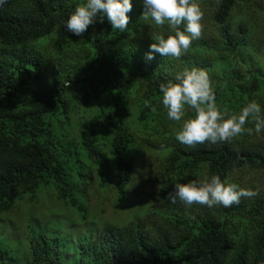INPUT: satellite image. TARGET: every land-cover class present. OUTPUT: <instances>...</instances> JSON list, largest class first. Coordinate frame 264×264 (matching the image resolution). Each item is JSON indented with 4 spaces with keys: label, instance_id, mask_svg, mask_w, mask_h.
I'll return each instance as SVG.
<instances>
[{
    "label": "trees",
    "instance_id": "obj_1",
    "mask_svg": "<svg viewBox=\"0 0 264 264\" xmlns=\"http://www.w3.org/2000/svg\"><path fill=\"white\" fill-rule=\"evenodd\" d=\"M84 2L7 0L0 8V217L25 212L22 240L0 225V264H264V133L182 145L184 121L167 119L159 91L196 67L208 72L222 112L239 114L253 100L264 110V0H212L189 51L152 61L150 35L171 30L152 22L143 33L141 0L127 31L105 20L81 38L65 22ZM193 115L188 108L184 119ZM212 175L254 185L257 195L228 208L166 199L176 183ZM137 178L142 220L93 235L82 223L68 234L43 217L65 204L91 210L85 187L100 209L110 194L120 204Z\"/></svg>",
    "mask_w": 264,
    "mask_h": 264
},
{
    "label": "clouds",
    "instance_id": "obj_2",
    "mask_svg": "<svg viewBox=\"0 0 264 264\" xmlns=\"http://www.w3.org/2000/svg\"><path fill=\"white\" fill-rule=\"evenodd\" d=\"M141 2L142 19H150L159 27L167 25L171 30L167 35L163 33L150 35L154 42L149 45V51L145 55L147 61L155 59L156 54L180 59L189 51L192 42L200 38L204 12L198 0H141ZM6 3L7 0H0V8ZM132 10L133 0H85L69 15L65 28L73 36L82 38L91 25L106 20L113 31L125 32L128 30L131 19L129 14ZM159 91L162 94L161 102L166 110L167 119L184 121L176 133V140L182 145L192 147L205 142L228 141L244 132L249 135L264 133L262 114L264 110L261 105L253 100L243 107L239 114L228 115L222 112L217 107L213 81L203 69L186 68L175 76L174 81L161 83ZM188 108L194 110V115L184 119ZM250 123L254 124V127H246ZM256 195L257 192L253 190L241 188L235 183L222 180L218 175H212L202 181L176 183L173 190L168 192L166 199L172 204L179 201L188 206L198 204L212 208L222 205L228 208L233 204H239L242 197L251 198ZM46 204L47 201L44 202V209ZM44 212V219L55 222L53 228L61 225L68 234L72 233L73 228L79 229V224L82 223L80 227H86L96 235L110 223L102 219V225L98 226L95 222L100 218L98 212L95 213L92 209L85 212L76 211L67 204L61 210L52 209ZM8 215H3L0 219ZM138 217L140 218L131 219L126 224L142 220L143 215L140 214Z\"/></svg>",
    "mask_w": 264,
    "mask_h": 264
},
{
    "label": "rangeland",
    "instance_id": "obj_3",
    "mask_svg": "<svg viewBox=\"0 0 264 264\" xmlns=\"http://www.w3.org/2000/svg\"><path fill=\"white\" fill-rule=\"evenodd\" d=\"M212 3H213L212 0H201V2L199 3L202 11L204 12V17L202 20V26H207L209 24V16L212 14V10H213ZM145 24L148 26V29H147V31L143 30V33L147 32L149 34L151 29H152V26L154 24L152 23V21L150 19L145 20ZM212 34L213 33H210V34H208V36H210ZM140 166H138L137 168H139ZM235 177L236 176H233V178H235ZM261 180H262V178H259V181H261ZM135 186H136L135 189L137 191L129 192L127 198L124 201H122L120 204H117V205H115L113 203L115 196L110 194L109 195L110 200L107 199V202L103 205V207L101 209L99 207H97V204L95 201L96 197H95L92 189L85 187V189H86L85 196L86 197L89 196V198H91L92 210H94V209L96 210V208H98V211L97 210L96 211L99 213V217L101 218V219L99 218V219L95 220V222L97 223L98 226L102 225V219L106 220L112 224H115V225H122V224L125 225L131 219H139L140 218V217H138V215L141 214L139 211L140 210L139 208L141 206H144V205L142 203L143 197L138 196L139 189H140V184L138 183V178L135 182ZM253 186H251V188H249V189L253 190L252 189ZM40 200H41V203H44L45 201H47L45 196L42 197ZM102 209H103V211H102ZM21 213L25 214V212H21ZM21 213L8 215L7 217L2 218L3 221L0 220V225L3 227L4 234L10 239L19 237L22 240L23 237L25 236V228H24V225L22 224V222L20 220Z\"/></svg>",
    "mask_w": 264,
    "mask_h": 264
}]
</instances>
